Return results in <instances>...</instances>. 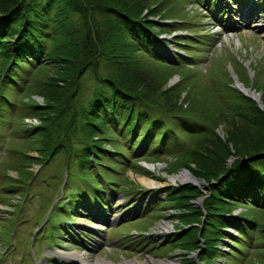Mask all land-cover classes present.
Instances as JSON below:
<instances>
[{
	"label": "trees",
	"instance_id": "1",
	"mask_svg": "<svg viewBox=\"0 0 264 264\" xmlns=\"http://www.w3.org/2000/svg\"><path fill=\"white\" fill-rule=\"evenodd\" d=\"M174 6L168 0H0V116L13 107L34 115L39 123L24 128L37 153L28 156L29 166L57 159L72 184L64 197L69 203L49 206L54 229L60 222L68 229L64 210L84 204L85 189L97 199L93 188L104 191L121 167L171 162L208 184V193L187 184L165 194L181 210L184 232L195 234L182 243L197 251L189 263L216 259L225 236L233 238L230 252L223 250L230 261L236 249L252 248L253 231L264 262V109L231 79L209 86L203 69L193 68L213 33L188 29L194 39H181L192 48H184L186 57L168 54L161 35L181 30L173 27L178 22H163L176 16ZM175 74L180 80L171 85ZM205 84L226 114L208 109ZM213 114L225 120L224 138ZM26 168L10 178L14 187L35 179ZM203 196L196 208L193 200Z\"/></svg>",
	"mask_w": 264,
	"mask_h": 264
},
{
	"label": "rangeland",
	"instance_id": "2",
	"mask_svg": "<svg viewBox=\"0 0 264 264\" xmlns=\"http://www.w3.org/2000/svg\"><path fill=\"white\" fill-rule=\"evenodd\" d=\"M175 1L168 0V4L175 5L172 14L176 16L163 19V22H178L173 27L181 30L161 35L168 39V54L174 52L186 57L184 48L191 47L184 45L181 39H194L188 29H198L208 36L213 33L214 36L209 37L212 41L201 51L200 65L193 68L203 69L201 79L209 86L221 85L228 78L233 81V86L235 81L241 82L244 88L239 86L238 90L245 92L249 88L262 101L260 105L256 101L257 105L264 109V0H215L212 11L207 4L213 0ZM175 77L177 79L173 81ZM179 80L180 74H175L170 84ZM207 85H203L202 93L207 97L208 109L226 114L219 101L207 91V88L210 90ZM244 92V95L247 93L246 96L253 97V94ZM33 97L42 101L40 96ZM213 115L217 130L224 138L225 120L221 119V114ZM36 123H39L36 117L22 107L9 108L0 116V264H122L135 259L144 263L172 260L190 264L191 258L197 260V251L182 248V243L193 240L195 234L193 230L184 232L186 226L178 217L181 210L175 208L165 194L172 187L187 184L206 193L209 190L193 179L171 181L172 175L188 170L177 169L171 162L140 160L142 169L121 167L119 172H114L111 184L104 183V191L93 188L97 199L90 190H83L89 194L82 196L87 208L77 205L71 211H61L69 217L67 221L64 214L60 216L68 229L62 222L56 229L49 225L48 216L54 211L49 206H57L62 201L69 203L64 197L69 196L72 184L65 183L67 177L60 174L61 164L57 159L44 166H29L28 156L37 153L30 149L29 133L24 128ZM23 167L35 172V179L27 185L14 187L10 178H17V169ZM200 199L193 200L196 208L203 205L204 199ZM243 210L238 209L235 214ZM81 233H87L85 236L89 238H83ZM230 233L237 236L233 227ZM253 234L250 238L252 248L246 246L243 254L236 249L237 253L228 261L223 250L230 252L233 238L225 236L220 256L212 261H198V264H264L259 259L258 237L254 231ZM250 239H247V245Z\"/></svg>",
	"mask_w": 264,
	"mask_h": 264
},
{
	"label": "bare ground",
	"instance_id": "3",
	"mask_svg": "<svg viewBox=\"0 0 264 264\" xmlns=\"http://www.w3.org/2000/svg\"><path fill=\"white\" fill-rule=\"evenodd\" d=\"M247 92L251 93L250 90H247ZM150 168L154 169L155 167H150ZM141 179H143V178H141ZM170 179H171V181L180 180L182 182H185V181H188L190 179H193L194 181H197L198 183L203 184V183H201L202 182L201 180L197 179L196 176H194V174L192 172L188 171V170H184V171H182L181 173H179L178 175H175V176L172 175ZM146 181L148 182L150 180H146ZM149 184L153 185L154 183L152 182V183H149ZM122 264H180V263L177 262V261H172V260L171 261H168V260H158V261H156V260H154V261H147V263L146 262L144 263L143 261L140 262V261L135 259L133 261H124Z\"/></svg>",
	"mask_w": 264,
	"mask_h": 264
},
{
	"label": "water",
	"instance_id": "4",
	"mask_svg": "<svg viewBox=\"0 0 264 264\" xmlns=\"http://www.w3.org/2000/svg\"><path fill=\"white\" fill-rule=\"evenodd\" d=\"M176 79H177V78L175 77V79H174L173 81H175ZM234 86H235L236 88L239 87V86H241L242 88H244V87L242 86V84L239 83L238 81H235V82H234ZM247 90H250V89H249V88L246 89L245 92H247ZM242 92H244V91H242ZM245 92H244V93H245ZM250 92H251L250 94H253V97H251L250 95H249V96H250L252 99L256 100V101L258 102V104L260 105L262 101L259 100V98H257L256 94L253 93L251 90H250ZM245 94L247 95V93H245ZM255 97H256L257 99H256ZM41 99H42V98H41ZM196 178L202 181V183L204 184V185H203L204 188H208V184H207V182H205V180H203V179H201V178H198V177H196ZM203 199H204V196L201 197L200 201H202Z\"/></svg>",
	"mask_w": 264,
	"mask_h": 264
}]
</instances>
